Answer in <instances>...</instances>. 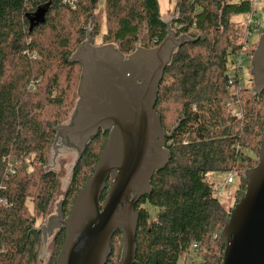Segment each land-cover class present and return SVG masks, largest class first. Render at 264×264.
Here are the masks:
<instances>
[{"label":"trees","instance_id":"16d2710c","mask_svg":"<svg viewBox=\"0 0 264 264\" xmlns=\"http://www.w3.org/2000/svg\"><path fill=\"white\" fill-rule=\"evenodd\" d=\"M40 8L46 13L35 22ZM250 9L247 0L176 1L170 24L176 37L202 38L173 52L158 86L154 111L163 129L169 133L180 124L165 139L168 164L135 205V264H178L193 243L204 264L222 262L219 235L231 208H224L207 176L234 173L235 205L264 138V90L255 95L253 86H229L227 79L245 43L244 27L232 16ZM102 22L101 45L114 44L124 56L154 48L167 35L158 0H0V264H37L43 231L35 223L46 216L58 179L49 168L53 128L69 120L78 98L81 65L69 58L88 32L92 44ZM254 51L245 54L251 58ZM228 103L240 116L228 113ZM106 136L99 131L73 166L63 216L92 173ZM146 205L164 212L149 220ZM56 231L48 264H56L64 241V229ZM110 245L106 264H117L120 231Z\"/></svg>","mask_w":264,"mask_h":264},{"label":"water","instance_id":"95a60500","mask_svg":"<svg viewBox=\"0 0 264 264\" xmlns=\"http://www.w3.org/2000/svg\"><path fill=\"white\" fill-rule=\"evenodd\" d=\"M45 13V8L38 9L34 21L42 22ZM173 20L164 21L167 35L154 48L138 47L124 56L114 44L92 45L88 32L69 58L70 63L81 65L78 98L69 123L53 128L54 153L60 140L77 152L75 165L100 130L107 137L66 216L61 213L62 201L58 205L54 222L58 230L64 229L65 236L56 264H106L116 231L121 232L122 241L117 264H135V205L150 194L153 175L168 164L170 150L165 139L180 124L169 133L163 129L154 111L158 86L173 52L202 38L186 34L176 37L170 28ZM250 67L258 95L264 90V32ZM242 180L245 190L230 209L219 235L221 264H264V138L257 165L247 170ZM51 232L47 238L43 235L42 253Z\"/></svg>","mask_w":264,"mask_h":264},{"label":"rangeland","instance_id":"374dc122","mask_svg":"<svg viewBox=\"0 0 264 264\" xmlns=\"http://www.w3.org/2000/svg\"><path fill=\"white\" fill-rule=\"evenodd\" d=\"M176 1L177 0H158L159 13L164 21H168L172 18V14L175 10ZM231 1L236 2L239 0H231ZM246 18H247L246 13H240L232 16V20L238 22L243 27L245 25ZM254 19H256L259 22V26H258V31L256 33H253L248 38V41L250 43L253 42L258 43L259 37L264 32V3L257 5V10L254 12ZM104 28L105 25L104 22H102L101 30L99 34L92 41V45L101 46L102 33L104 31ZM256 45H253V48L256 49ZM242 56L244 57V60L240 65L241 67L240 76L242 78L241 82L243 86L247 88H250L252 86L254 87L253 77L250 74L251 60H248V56L246 54ZM68 123L69 120H66V122L63 124H68ZM53 153H54V149L52 148L49 154V165H50L49 168L52 169L58 176L57 185L55 188V192L53 194L52 202L49 206L46 216L44 218L39 217L35 223L36 228L42 229L45 238H47L49 234L48 230L49 229L51 230L52 227L56 224V222L51 223L52 221L51 222L49 221L51 219L53 220L54 218H58V208H59L58 205L60 204V201H63L64 192L66 191L67 185L69 183L71 171L74 166L73 164L77 156V152L75 151V149L63 145L60 140L57 142L56 151L54 153V160H55L54 164L51 165L53 162ZM225 178H226V174H222V173H210L207 176V179L213 182L217 187L218 189L217 193L221 204L224 206L226 210H228L229 208H232L234 206L235 203L234 191L237 189L239 181L235 177L234 182L225 188L224 187ZM28 206L31 207L30 203H28ZM146 209L149 220L157 219V217L162 215L164 212L162 208L154 207L151 205H146ZM56 230L58 229L55 225L51 232V235L49 236L45 251L42 253V249L44 246V242H43V245L39 252L37 264H48L53 249V237L55 232H57ZM220 251L222 250L220 249ZM215 252L217 253L216 249ZM178 264H204V263L198 250H191L189 253L186 254L181 253L179 255Z\"/></svg>","mask_w":264,"mask_h":264},{"label":"built area","instance_id":"2783aa9c","mask_svg":"<svg viewBox=\"0 0 264 264\" xmlns=\"http://www.w3.org/2000/svg\"><path fill=\"white\" fill-rule=\"evenodd\" d=\"M69 1L71 2V0ZM247 1L249 2L251 9L249 12L246 13L247 18L245 21L244 33H243V38H242V40L245 43L241 46V50L236 54V56H234L233 60L228 66L227 79H228L229 86H234L235 81L239 82L238 83L239 87L243 86L241 82L242 78L240 76L241 74L240 65L244 60V57L242 55H244L246 51L249 50L250 48H253V45L257 44V42L250 43L248 41V38L253 33H256L258 31L259 22L256 19H254V12L257 10V5L263 4L264 0H247ZM248 60H251L249 56H248ZM226 108L230 115L238 117L241 114L240 111L230 103L226 105ZM234 180H235L234 173L233 172L227 173L226 178L224 179V187L226 188L228 185L232 184ZM192 247H193V250L198 249L195 243H193Z\"/></svg>","mask_w":264,"mask_h":264},{"label":"flooded vegetation","instance_id":"af4514ba","mask_svg":"<svg viewBox=\"0 0 264 264\" xmlns=\"http://www.w3.org/2000/svg\"><path fill=\"white\" fill-rule=\"evenodd\" d=\"M259 38H260V37H259ZM256 46H257V45H256ZM100 131H101V130H100ZM106 137H107V136H106ZM165 147L168 148L167 145H166V142H165ZM138 202H139V201H138ZM138 202H137V203H138ZM137 203H136V204H137ZM51 221H52V222H51ZM49 222L53 223V222H54V219H53V220L51 219ZM50 232H51V231H50V229H49V230H48V233H50Z\"/></svg>","mask_w":264,"mask_h":264}]
</instances>
